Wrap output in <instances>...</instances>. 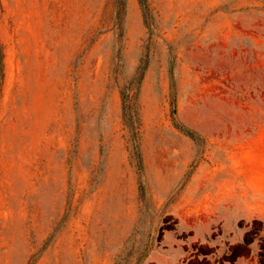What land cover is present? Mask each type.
Wrapping results in <instances>:
<instances>
[{
  "label": "rangeland",
  "instance_id": "1",
  "mask_svg": "<svg viewBox=\"0 0 264 264\" xmlns=\"http://www.w3.org/2000/svg\"><path fill=\"white\" fill-rule=\"evenodd\" d=\"M0 55V264H264V0H0Z\"/></svg>",
  "mask_w": 264,
  "mask_h": 264
},
{
  "label": "crops",
  "instance_id": "2",
  "mask_svg": "<svg viewBox=\"0 0 264 264\" xmlns=\"http://www.w3.org/2000/svg\"><path fill=\"white\" fill-rule=\"evenodd\" d=\"M0 111H1V97H0ZM247 216L250 217V215H247ZM258 216L260 215H256V217ZM259 218L262 219L263 224H264V213ZM255 244H256V241L252 244V246H255ZM258 257L259 256L257 255L256 250L250 248L248 249L247 254L245 256H240V264H260L257 260ZM149 263L161 264L155 251H152L148 254L145 264H149Z\"/></svg>",
  "mask_w": 264,
  "mask_h": 264
},
{
  "label": "trees",
  "instance_id": "3",
  "mask_svg": "<svg viewBox=\"0 0 264 264\" xmlns=\"http://www.w3.org/2000/svg\"><path fill=\"white\" fill-rule=\"evenodd\" d=\"M139 2L143 4L144 0H139ZM1 77H2V60H1V55H0V79Z\"/></svg>",
  "mask_w": 264,
  "mask_h": 264
}]
</instances>
